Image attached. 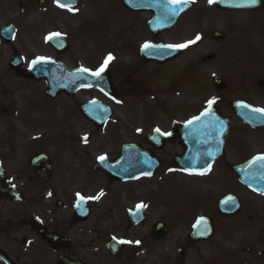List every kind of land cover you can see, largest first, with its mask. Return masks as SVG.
I'll return each mask as SVG.
<instances>
[{"label": "flooded vegetation", "instance_id": "af4514ba", "mask_svg": "<svg viewBox=\"0 0 264 264\" xmlns=\"http://www.w3.org/2000/svg\"><path fill=\"white\" fill-rule=\"evenodd\" d=\"M112 1L122 7L128 20L140 18L144 27L152 17L148 12L127 9L123 0ZM189 1L190 11L195 2L202 11L225 15L262 12H225L216 8V0ZM88 4L89 0H79L69 11L70 6L60 7L54 0H0V264H264V191L259 194L243 185L233 170L264 156V125L251 128L234 112L227 115L231 126L224 156L204 174L180 170L181 175H171L170 164L161 156L168 145L156 150L146 137V146H141L156 158L159 168L153 175L131 181H117L96 169L87 149L92 137L75 142L80 133L76 134L74 127L40 125L42 112H36L31 95L36 88L42 96L43 82L18 77L12 69L13 59L22 56V63L17 64L26 71L38 58L23 52L21 40L31 37L41 47L42 35L70 38L63 31L66 29L56 26L66 28ZM132 25L136 32L137 22ZM48 48L53 53L50 59L64 67L97 65L74 58L72 46L62 51ZM136 57L140 64H153ZM261 86L264 89L263 80ZM114 94L120 97L115 87ZM62 97L66 102L75 98L61 94L54 101ZM52 113L58 120L56 110ZM241 132L247 139L249 134L261 132L262 151L247 157L250 142L241 146V140L236 141ZM173 144L182 154V147ZM75 155L80 157L77 163ZM91 167L99 173L98 178L90 174ZM258 169L263 185L264 168ZM170 177L185 182L203 180L204 184L213 181L216 193L211 196L187 190L195 203L188 213L171 207L160 209L155 199L161 190L156 191L155 184ZM98 184L106 186L103 189ZM112 184H118V189L111 191ZM77 193L86 199L80 201ZM121 240L131 243H119Z\"/></svg>", "mask_w": 264, "mask_h": 264}, {"label": "rangeland", "instance_id": "374dc122", "mask_svg": "<svg viewBox=\"0 0 264 264\" xmlns=\"http://www.w3.org/2000/svg\"><path fill=\"white\" fill-rule=\"evenodd\" d=\"M200 6L193 2L192 10L177 23L176 28L155 40L166 45H180L195 40L197 35L201 39L189 44L184 55L177 60L158 66L140 64L135 56L138 47L153 40L145 35L146 28L140 18L138 21L128 20L122 7L115 1L89 0L86 9L71 19L66 28L56 27L66 29L63 31L73 39L72 56L86 65L98 62L103 56L108 58L107 54H111L110 71L113 85L120 95L117 97L119 101L108 103L96 90H90L79 92L73 100L66 102L62 97L50 104L44 95L43 101L34 88L31 98L36 101L38 115L42 112L40 125L43 128L56 125L74 127L75 133H80L75 135V142L90 134L92 138L87 149L92 163L101 156L115 160L123 144L133 142L146 146L143 143L152 131L158 128L162 132H171L175 123L181 124L188 117L208 108L209 100L214 99L215 105L229 116L232 115L229 107L232 101H245L264 110V89L261 86L264 81V10L249 15H225L216 10L202 11ZM135 22L138 24L136 32L132 25ZM212 32L223 34V40L214 41ZM21 41L23 52L29 57L33 54L35 57L53 56L43 35L41 47L31 37ZM211 55L214 56L212 61H203ZM217 78L225 86L220 93L214 84ZM42 86L44 89V84ZM93 98L104 100L113 111L111 119L101 129L88 124L77 108V103ZM47 107L50 110L47 111ZM54 110L58 120L52 113ZM249 138L243 137L241 132L236 139L237 142L241 140V146L250 142L247 157L263 149L261 132L249 134ZM166 148L161 156L173 168L172 159L181 151L175 144H169ZM78 158L75 155L73 161L76 162ZM92 171V175H98ZM181 174L175 170L171 175ZM96 181L101 183L100 179ZM185 181L170 177L161 183L156 182V191L161 190L155 199L157 207L177 208L182 214L188 213L195 205L188 191L197 194L201 190L211 193V196L216 193L213 191V181H208L211 189L206 188L208 184L202 183L203 180ZM99 186L104 189L106 185ZM118 186L112 184L110 190L118 189Z\"/></svg>", "mask_w": 264, "mask_h": 264}, {"label": "water", "instance_id": "95a60500", "mask_svg": "<svg viewBox=\"0 0 264 264\" xmlns=\"http://www.w3.org/2000/svg\"><path fill=\"white\" fill-rule=\"evenodd\" d=\"M125 2L128 7L133 10L153 11L155 14L153 23L154 28L155 26L163 27L162 29H165L164 27H172L180 12L183 10L181 8L179 12H176V9H180L179 6L176 3H170L165 0H125ZM218 5L221 8L225 9L255 10L258 8H264V0H256V3H252L251 0H220ZM173 11L176 12L175 15H172ZM150 28L152 29L153 25L150 24ZM215 39L221 40L222 36L215 35ZM50 43L54 47H58L59 45V41L57 39L51 40ZM178 55H180V51L168 48L156 50L144 49V51L142 52V57L144 60H152L158 63L167 62L171 59H174ZM210 59L211 57L207 58L205 61ZM33 66L34 67H32L26 75L36 80H45L48 87L47 94L52 98L55 97V95L60 91L69 92L71 90V87L74 88V91L78 88V86L75 85V76L74 79L70 76L72 80L71 82L65 81L64 79H66V77L64 76L55 77L53 69L51 67V63H35ZM105 82L107 86L110 87V79L108 74H105ZM216 82L219 85V89L222 90L224 86H222L219 81ZM232 109L237 111L239 117L247 123H256L262 120L260 114L258 115V113L254 111L253 108L248 107L245 104L235 103L232 105ZM107 118L108 116L100 120L102 123H104ZM226 130L227 122L220 117L216 109L209 110L208 114L203 115L199 121H194L192 124H188L185 128L179 129V140L183 144V141H185L184 145H186L187 155L180 160H175L176 164L181 167L195 169L200 159L203 161L206 160L207 162H211L214 158L216 159L220 157L223 149V134H225ZM182 135H185L183 141ZM171 140L172 139H170L169 141ZM132 151H135L138 154V160L140 162H138L139 169L141 170L142 167L143 169L148 170L149 165L144 159L141 150L137 151L131 147L125 148L123 150L122 157L116 163L110 165L104 164V170L108 174L117 176L118 178H131L135 173ZM247 167H249V165ZM240 172L242 173L243 171L241 170ZM244 173H246V170L244 171ZM256 182L257 183H255V181H247L246 183L251 185L254 189L262 191V181L257 180Z\"/></svg>", "mask_w": 264, "mask_h": 264}, {"label": "snow or ice", "instance_id": "6c2138e0", "mask_svg": "<svg viewBox=\"0 0 264 264\" xmlns=\"http://www.w3.org/2000/svg\"><path fill=\"white\" fill-rule=\"evenodd\" d=\"M56 2H57V4H58V6H60V7H66V5L65 4H61L60 3V0H56ZM174 2L175 3H177V4H182V3H186V2H188V0H174ZM214 2V0H209V3H213ZM251 2L252 3H256V0H251ZM68 10L69 11H72L73 9L71 8V7H68ZM176 14V12L175 11H173L172 12V15H175ZM57 37L59 36V34H55ZM201 39V37L199 36V35H197V37H196V39L195 40H193V41H189V42H187L186 44H180V45H151V44H148V43H146L144 46H143V48L145 49V50H148V49H154V50H156V49H166V48H168V49H182V48H186V47H188V45L189 44H192V43H195L196 41H198V40H200ZM111 59H113L111 56H109L106 60H105V62H104V65L103 66H101V68L99 69V70H97L96 72H94L93 73V75L94 76H96V77H100L101 76V74L105 71V68L107 67V65H108V63H109V61L111 60ZM45 60V58H38L36 61H34L33 63H40V62H42V61H44ZM82 71H84V72H87V71H89L88 69H82ZM215 101H214V99L213 100H209L208 101V105H209V108L211 107V105L214 103ZM254 111H264V110H261V109H254ZM208 113H202L201 115L203 116V115H207ZM201 119V117H194L193 118V120H190V121H188V124H192L194 121H199ZM155 131H157V132H160V129H156ZM161 135H171V133H161ZM104 159V157H100V160H103ZM257 162H259V167H261V168H264V156H258V157H255L254 158V161H253V163L255 164V163H257ZM50 195H51V193H50ZM77 196H78V199L80 200V201H84L86 198L84 197V196H82V195H80L79 193H77ZM97 199H98V197H96ZM87 199H92V198H87ZM230 200H231V198H229ZM226 203H227V201H226ZM138 208L139 207H142V205H138L137 206ZM113 239H115V237H113ZM119 243H131L130 241H123V240H121V241H119ZM136 243L138 244L139 243V241H136Z\"/></svg>", "mask_w": 264, "mask_h": 264}]
</instances>
